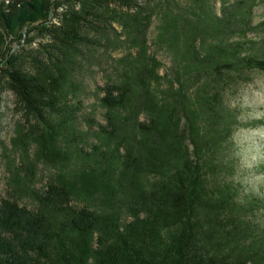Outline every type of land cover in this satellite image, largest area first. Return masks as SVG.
I'll return each instance as SVG.
<instances>
[{"label": "trees", "instance_id": "16d2710c", "mask_svg": "<svg viewBox=\"0 0 264 264\" xmlns=\"http://www.w3.org/2000/svg\"><path fill=\"white\" fill-rule=\"evenodd\" d=\"M156 1L0 0V93L22 111L11 139L22 163L9 159L0 200V264H264V229L256 237L239 217L259 200L240 202L218 179L233 168L224 151L241 125L227 92L247 69L264 71V57L207 42L223 18L195 0L204 17L167 12L159 26L176 64L160 89L145 38ZM117 44L129 51L100 87L101 124L80 73ZM38 162L53 167L39 190ZM26 193L30 210L15 198Z\"/></svg>", "mask_w": 264, "mask_h": 264}, {"label": "rangeland", "instance_id": "374dc122", "mask_svg": "<svg viewBox=\"0 0 264 264\" xmlns=\"http://www.w3.org/2000/svg\"><path fill=\"white\" fill-rule=\"evenodd\" d=\"M216 15L223 18L224 27L217 33L209 32L207 42L219 38L239 42L242 54L264 57V0H208ZM153 6L150 25L146 33L147 53L151 62L158 64L157 72L163 77L160 89L166 78L176 79V64L172 53L157 41L159 26L167 17V12H176L187 17H204L203 10L195 0H158L150 3ZM207 14L210 15L209 12ZM129 51L128 44L112 47L109 55L98 58L99 54L89 59L82 67L80 78L83 80V100L87 111L95 119L104 123V110L99 105L100 87L110 79L117 78L113 67L119 58ZM133 52V50H130ZM227 102L238 109L239 124L232 134L231 142L226 146L225 155L233 159V168L219 175L221 183L229 182L237 186V199L240 202L257 198V204L250 209L242 210L239 217L249 222L253 234L264 229V71L257 68L247 69L245 77L227 92ZM22 116L14 96L7 90L0 93V200L9 196L8 185L10 171L8 161L21 166V155L14 149L11 139L15 135V125ZM29 150H32L30 145ZM228 159V158H227ZM12 160V161H11ZM53 167L38 162L33 187L42 189L46 186ZM21 206L32 209L34 203L29 193L15 196ZM79 204V203H77ZM81 205V203L79 204Z\"/></svg>", "mask_w": 264, "mask_h": 264}]
</instances>
